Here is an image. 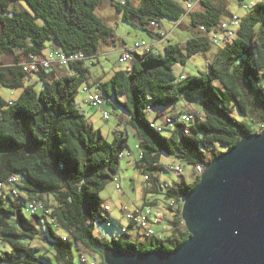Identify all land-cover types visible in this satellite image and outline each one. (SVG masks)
I'll return each mask as SVG.
<instances>
[{"label":"trees","instance_id":"trees-1","mask_svg":"<svg viewBox=\"0 0 264 264\" xmlns=\"http://www.w3.org/2000/svg\"><path fill=\"white\" fill-rule=\"evenodd\" d=\"M104 1L156 40L169 35L168 31L159 34L166 33L162 17L179 26L188 16L194 29L183 43L168 42L162 51L153 50L151 43L122 47L118 62H125L119 61L122 50L130 49L131 59L126 62L131 65L94 75L90 82L84 61L97 56L101 43H115L113 29L96 13ZM186 1L0 0V56L12 57L10 64L0 62V86L22 87L15 100L0 96V180L6 184L11 175L18 177L15 194L8 187L0 188V264H73V247L82 252L83 246L102 257L106 247L170 250L187 239L180 204L198 184L195 175L191 182L173 181L164 191V197L173 201L167 206L173 212L171 233L164 239L150 236L133 241L123 233L108 241L94 234L95 220L109 221L99 192L117 178L127 135L121 128L113 129L112 139H106L76 104L79 90L85 92L86 102V92L91 91L101 96V108L108 103L123 112L119 119L138 137L136 163L147 176L144 204H155L146 195L160 189L158 172L165 168L160 164L162 154L193 167L205 166L241 136L259 132L264 127V2L255 3L238 18L235 36L218 44L207 71L178 75L175 64H185L193 54L210 49L211 34L225 12L219 0H200L193 10L185 8ZM151 21L162 29L149 28ZM46 42L64 56L82 54L83 58L25 71L23 63L31 56L49 57L43 55ZM29 73L41 81L39 91L24 84ZM194 91L203 99V116L189 111L193 121L187 126L174 122L167 127L171 128L167 135L150 126L165 115L184 114L172 108L159 114L158 120L149 119L153 106L174 105L186 92ZM31 200H40L43 210L25 212ZM34 240H42L52 257L32 246Z\"/></svg>","mask_w":264,"mask_h":264},{"label":"rangeland","instance_id":"rangeland-1","mask_svg":"<svg viewBox=\"0 0 264 264\" xmlns=\"http://www.w3.org/2000/svg\"><path fill=\"white\" fill-rule=\"evenodd\" d=\"M183 3V0H177ZM225 6V12L223 14V19L229 18V16H234L241 18L247 12V10L257 2H264V0H219ZM198 5H195V8ZM194 9V8H193ZM191 9V10H193ZM96 13L101 16L105 23L113 29V35L115 37V43L109 44L101 43L100 48L98 49L97 56L92 58H87L84 61V64L89 69L88 80L92 82V77L97 74H102L103 72L112 73L117 67H124L128 62H118V54L122 46L131 47L134 42L140 44H154L157 47H163L168 42H179L182 38L189 37L188 29L183 28L182 26L174 25L175 23L168 18H161L163 27L165 30L170 31L168 38L163 39L160 42L155 41V38L147 32L146 29L138 26L132 20L128 21L122 18L121 12L116 11L114 6L104 1L97 9ZM188 16H185L183 19V24H188ZM181 23V24H182ZM149 28L155 30V26L149 25ZM48 43H45L44 49L48 48ZM218 44H211L209 50L205 52H197L190 56L185 64H175L173 70L176 74L184 73L185 75H197L199 71H207L208 63L212 59L213 54L216 52ZM11 58L8 57L7 61ZM6 60V58L4 59ZM24 84H32L36 91H39L42 87L41 81L33 73L24 78ZM22 87H5L0 86V96L6 101L15 100L20 92ZM84 96L82 90H79L76 97V102L78 103L81 98ZM203 99L194 91L186 92L182 98L174 105L153 106L151 111L147 114L149 119L158 120L159 114H163L167 111H170L172 108L176 110L183 111L184 113H190L189 111L197 112L200 116H203ZM103 108L109 111V118L105 120L102 118L101 108L94 106L92 104L84 105V109L90 111L94 115L97 125L101 127L102 135L108 139H112V131L116 129V125H121V130L124 131V134L127 135L128 147L125 149V154L134 153L136 158H138L140 151L138 149V138L134 134V131L131 126H126L122 123L121 119L118 117V113L123 112L116 106L111 104L104 103ZM125 114V113H124ZM235 115L242 119L243 117L238 113ZM251 125V122H249ZM253 127V126H252ZM98 128V127H97ZM258 131V127H255ZM171 128L164 129L162 131L163 135H167L170 132ZM178 163L171 156L162 154L160 164L161 165H171ZM193 166L181 161V172L178 173L172 169H167L166 167L161 169L158 172V182L160 189L155 193H147L146 200L152 201L155 204L153 206L157 207L159 211L165 214L162 218L166 222L169 220L167 215H171L173 212L167 209L168 205H173L171 199H166L164 197V191L167 186L170 185L173 181L176 182H191L193 180L192 176ZM117 180L112 179L109 181L104 188L99 192V198L101 200V205H109L110 214L107 215L109 219V224L107 225L104 221L95 220L94 221V234L100 237L105 238L108 241H111L112 237H118L122 235V232L128 235L129 238L137 236L138 232L142 230L138 225L132 224L125 216L126 212L134 209L135 207L143 206V188L147 181L143 178V173L138 167H135L133 164L128 165L124 157L120 158V166L118 169ZM119 177V180H118ZM182 202V200H181ZM108 212V211H107ZM45 221V220H44ZM165 223V222H164ZM168 223V222H167ZM183 226L184 225V222ZM158 226V225H157ZM153 229L155 227L153 226ZM60 232V231H59ZM64 235V234H63ZM31 245L39 248L40 252L51 256L49 248L42 240H34L31 242ZM81 252L73 247V264H87L88 263H104L101 255L97 252L90 251L85 249ZM81 253L84 255L85 260H81ZM52 257V256H51ZM106 264V263H104Z\"/></svg>","mask_w":264,"mask_h":264},{"label":"water","instance_id":"water-1","mask_svg":"<svg viewBox=\"0 0 264 264\" xmlns=\"http://www.w3.org/2000/svg\"><path fill=\"white\" fill-rule=\"evenodd\" d=\"M189 232L179 246L132 251L106 247V264H264V127L204 166L182 198Z\"/></svg>","mask_w":264,"mask_h":264},{"label":"built area","instance_id":"built-area-1","mask_svg":"<svg viewBox=\"0 0 264 264\" xmlns=\"http://www.w3.org/2000/svg\"><path fill=\"white\" fill-rule=\"evenodd\" d=\"M200 4V0H187L185 2V8L187 10H191L193 6ZM151 26H155V29H162L160 28L161 25H158L155 22H150ZM238 26V18L234 16H229L227 19H223L220 24L218 25V29L211 34V40L213 43H223L227 40L232 39L235 36V31ZM201 29L203 30V27L201 26ZM163 30L159 31V34H165L166 33L162 32ZM147 44H140L138 42H135L133 46L136 47H144ZM132 46V47H133ZM133 49V48H132ZM55 55V57H53ZM131 54H130V49H123L121 52V56L119 57V61H127L131 59ZM83 58L82 54H72L70 56H64L60 52H55L54 54H50L48 58H43V57H34L31 56L29 60L25 61L23 63V69L25 71H31V70H37L39 66L48 68L52 64H57V65H64L67 63V61H75ZM86 90V88H84ZM86 100L92 104L96 105L99 108H101L103 100L101 96L96 93V92H91L87 91L86 92ZM146 109H150V107L147 105ZM101 114L102 118L105 120L109 117V113L101 108ZM176 121H181V123H184L186 126L188 123L193 121V115L192 113H184L180 115H175L174 114H168L163 116V119L159 123L155 122H150V126L155 128L157 131H163L167 127H172L174 122ZM184 131L186 132L187 129L186 127L184 128ZM178 163H174L171 165H165L167 169H172L178 173L181 172V162L177 161ZM204 166L202 164H196L193 167V173L195 176H200L201 173L203 172ZM144 179H147L146 175H143ZM117 180V178H115ZM18 181V177L16 175H11L7 179V183L5 184L4 181L0 180V188L1 187H8L9 190L15 194L16 193V188L13 186L15 182ZM44 206L43 203L40 200H31L26 203L25 206V211L28 214H34V213H39L43 210ZM105 210L109 209L108 205L104 206ZM126 218L132 223L138 225L143 231L146 237L154 236L155 233L152 229V225L157 224L163 217L164 214L157 209V207L153 206V204H143V206H138L135 207L133 210H130L126 212L125 214ZM106 224H109V221L106 222ZM160 237V236H158ZM81 260H87L85 259L84 255L81 253ZM87 264H90L87 262ZM92 264V263H91ZM95 264H104V263H95Z\"/></svg>","mask_w":264,"mask_h":264},{"label":"crops","instance_id":"crops-1","mask_svg":"<svg viewBox=\"0 0 264 264\" xmlns=\"http://www.w3.org/2000/svg\"><path fill=\"white\" fill-rule=\"evenodd\" d=\"M108 4H109V2H107ZM184 19V18H183ZM183 22V21H182ZM179 26H182L183 28H185V29H188V31H190L189 32V34H191V32L193 31V29L194 28H192L191 26H190V24H189V20H188V24L187 25H184L183 23L182 24H180ZM169 33H170V31H168ZM166 35H167V30H166ZM153 38H155L153 35H151ZM187 37H185V38H182V40L181 41H179L180 43H183L184 41H185V39H186ZM157 42H160V41H162V39H157L156 40ZM155 42H152L151 44H152V49L153 50H155V51H162L163 50V47L165 46H163V47H157V45H155L154 44ZM109 44H111V43H109ZM125 46V45H124ZM124 46H122V47H124ZM122 47H120V48H122ZM57 48L56 47H53V46H50V45H48V48H46V49H44V51H43V55H46V56H49L52 52H54L55 50H56ZM119 51V50H118ZM8 57H10L11 59L9 60V61H7V59H8ZM6 58V60H4ZM11 61H12V57L11 56H0V62H2V64L3 63H5V64H10L11 63ZM131 65V61H129L128 63H126V66H124V67H120V68H123V69H125V68H128L129 66ZM117 68H119V67H117ZM62 71V70H61ZM67 71V73H69L68 72V70H66ZM59 73V72H58ZM83 94H84V96L81 98V100L77 103L76 102V104H77V106H78V108L83 112V114L87 117V119L89 120V122L93 125V127L94 128H97V129H99L100 131H101V133H102V130H101V127L99 126V125H97V121H96V119H95V117H94V115L93 114H91L90 113V111H88V110H85L84 109V105H86V104H89L88 102H86L85 101V92H83ZM118 115V117H120V115H122V113H118L117 114ZM123 119V118H122ZM121 128V125H116V129H120ZM133 129V128H132ZM133 131H134V129H133ZM112 133H113V131H112ZM134 134H135V131H134ZM136 135V134H135ZM112 137H113V135H112ZM138 138V137H137ZM132 155H130V154H125V152H124V154H123V156L122 157H124L125 158V161H126V163L128 164V165H130V164H133L135 167H137V159L139 158V156H138V158H136V156H135V154L134 153H131ZM174 159V158H173ZM119 166H120V163H119ZM117 175H118V173H117ZM192 176L194 177V173H193V170H192ZM117 177V176H116ZM144 178V177H143ZM118 180H119V177H118ZM143 197H144V195H143ZM109 206V205H108ZM25 210V209H24ZM109 210H110V207H109V209L107 210L108 212H107V215L108 214H110V212H109ZM131 210H133V209H131ZM26 212V211H25ZM27 214V213H26ZM164 214V213H163ZM164 216H165V214H164ZM168 216V218H169V220H171V218H172V214L171 215H167ZM164 219V218H163ZM163 219H161L157 224H154V225H152V229H153V226L155 227V229H153V231H154V233H155V237H157V238H160V239H164L166 236H168L170 233H171V225H170V223H169V220L166 222L165 220H163ZM165 222V223H164ZM158 225V226H157ZM123 233H125V232H122L121 234H123ZM158 236H160V237H158ZM147 237L145 236V234H144V231L143 230H140L139 232H138V234H137V236H135V237H133V238H130V239H132L133 241H143V240H145ZM85 249H87V248H85ZM88 250V249H87ZM84 251V248H82V252Z\"/></svg>","mask_w":264,"mask_h":264}]
</instances>
